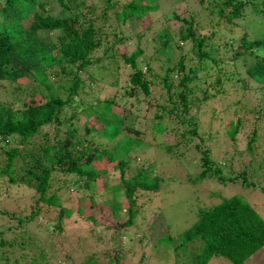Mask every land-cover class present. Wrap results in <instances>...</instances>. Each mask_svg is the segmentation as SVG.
Masks as SVG:
<instances>
[{
    "label": "trees",
    "instance_id": "16d2710c",
    "mask_svg": "<svg viewBox=\"0 0 264 264\" xmlns=\"http://www.w3.org/2000/svg\"><path fill=\"white\" fill-rule=\"evenodd\" d=\"M50 1L59 3L61 9L49 7ZM205 1L210 5L209 11L204 10L214 17L204 33L201 25H195L193 19H181L176 12L174 18L183 22L177 32L169 27L155 32L153 40L159 45L155 52L164 47L169 54L175 47L180 54L175 64L162 66L160 73L155 69L154 56L141 41L143 36L132 42L122 28L130 19L141 20L159 11V0H106L102 7L97 2L88 4L87 0H0V81L11 86L17 99L0 103V264H40L34 254L16 256V249L29 245L39 257L48 252L51 264H66L62 254L68 257L70 251L75 255L72 250L80 257L75 264H98L97 251L89 250L81 256L86 248L80 241L69 243V224L75 222L84 231L79 222L87 225L94 219L106 221L107 217H102L97 208L98 195L112 211L106 228L125 234L136 223L135 207L141 194H154V198L158 194L160 204L175 203L180 211L183 206L190 208L183 213L188 215L186 221L173 215L167 218L158 206V219L149 217L157 233L145 232L142 236L144 241L147 236L157 246L175 247L182 252L172 256L173 264H264L260 257L264 253V217L241 196L209 204L203 200L213 197L205 192L202 204L198 201L201 196L190 195L194 193L190 190L188 199L177 204L171 201L178 197L173 182L177 179L158 175L155 168H148L147 159L140 157L138 173L125 178V168L138 162L130 154L143 145L148 133L139 126L142 98L149 99L153 88L162 86L168 102L154 107L159 115H145L151 123L148 136L154 141L146 145L159 148L161 155L170 158L183 155L177 151L180 142H167L171 131L164 112L170 111L169 114L177 115V123L190 124V129L182 134L184 145L201 154L202 169L187 180H223L217 158L204 148L206 143L219 141L218 132H210L207 140L201 137V118L212 116L215 105L217 109L219 102L233 95L240 96L233 101L238 108L247 100L246 91L253 87L251 80L264 89V37L249 39L248 28L244 27L238 41L226 44L234 47L237 42L230 64L212 51V40L222 26L240 28L246 24L250 14L260 12L259 4L255 0H200ZM121 46L131 51L120 53ZM101 54L103 58L111 56L110 68L100 66ZM240 63L246 77L241 75ZM107 78L110 80L106 81ZM119 87L125 95L136 99L137 110L125 107L121 113L117 111L121 105ZM261 107L259 112L264 114ZM229 109L233 108L228 106L225 111ZM196 110L198 113L194 114ZM219 120L225 122V142L235 143L246 128L243 118ZM80 125L85 128L83 133ZM51 126L57 133L56 142L51 144L47 140L48 143L37 145V136ZM62 127L64 138L60 139ZM259 129L254 127L249 136L250 150L262 136ZM107 166L121 172L120 179L111 182L116 185L103 177L109 173ZM67 176L75 179L69 189L78 184L90 190L95 185L97 194L79 196L81 200L75 209L63 206L59 195L51 192V185ZM239 177L247 187L253 184L247 182L245 173L230 180ZM10 199L30 201L29 211L15 215L2 208ZM120 211L129 218L113 226L110 222L122 218ZM42 212H47L44 219L39 217ZM39 228L44 231L41 237L54 241L52 250L44 248V238L38 242ZM15 229L22 230L23 235L16 239L8 237V230ZM189 244H193V250Z\"/></svg>",
    "mask_w": 264,
    "mask_h": 264
},
{
    "label": "rangeland",
    "instance_id": "374dc122",
    "mask_svg": "<svg viewBox=\"0 0 264 264\" xmlns=\"http://www.w3.org/2000/svg\"><path fill=\"white\" fill-rule=\"evenodd\" d=\"M255 1L259 4V13L250 14L249 18L247 17L246 19L247 23L240 28H224L222 26L217 31L218 36L212 40V51L218 53L230 64L232 63V57L234 50L236 49L237 42L234 44V47L226 46V44L229 42L235 43V41H238V39L244 34V27L247 26L248 28L247 30L249 31V39H261L264 37V5H262L261 0ZM91 2H97L99 7H102L106 0H87L88 4ZM159 3V11L147 14L141 20L130 19L127 24L122 26V28L132 42L137 41L139 35L143 36L141 41L145 43V48L148 47L150 54H152L156 60L154 63L156 71L162 73L161 67H166L167 64H175V62L179 60L180 54L175 47L174 50H171L169 54L164 47H159V51L155 52V48L158 45L157 41L153 40L155 32L164 27H169L173 32H177L183 25L181 19L187 18L188 20L193 19L195 25H201L202 33H204L209 29L208 23L214 16L209 15L208 6L210 4L206 1L201 3L200 0H159ZM48 6L53 7L57 11L61 9L59 3L56 1H50ZM175 12L180 16L181 19L177 20L174 18L173 15ZM65 13L66 15L69 14V12ZM253 14L256 16L254 17ZM145 32H148V34H145ZM119 50L120 53L131 51L130 48H127L126 50V48L122 46ZM99 57L102 58L100 66L104 68H110L108 66H110L111 59L109 57L111 56L109 55L108 57L103 58L101 54ZM239 65L241 66L240 69L242 70V77H246V70L245 68L242 69L243 64L240 63ZM105 73L106 72L103 74ZM108 80L110 79L107 78L106 81ZM237 83L240 82L237 81ZM251 85L253 87L246 91L247 100L243 102V104H240L238 108H235L233 101H235V99L239 98L240 96L233 95L231 97H227L224 102H219L218 104L220 105L217 109V105H215L212 116L208 114L207 116L201 118V137L206 138L207 140L210 132L214 133L217 131L219 134H216V137L219 136L217 138V141H219L216 144H214L215 142H208L209 144L206 143L204 148L209 149L213 156L217 158V164L221 166V176L223 177V180L219 181L217 178H215L205 180L203 183H192L187 180L189 175L195 176L202 169L200 165L201 154L195 149L188 150L187 146L184 145L182 134L187 129H190V124L187 122L185 124H181L180 122L177 123V115L169 114L170 111L164 112L165 118H169L167 121H165V123L171 131L167 142H180V146L177 151L179 155L181 153H183V155L179 156L177 159H174L173 157L170 158L167 155H161L162 151L159 148L146 145L147 143L153 144L154 141L151 139V136H148L150 133L149 129L151 123L146 120L145 115L148 114L151 118H153V115L155 114L159 115L157 114L154 107H156L159 103L165 104L168 102L167 93L162 86H155L149 99L148 97L142 98L143 104L139 106V109H141L140 112L142 114L139 118V126L142 130L148 131V133L145 135L143 145L130 154L131 158L133 157L134 159H138V162H131L130 165L125 168V178L134 176L138 173L140 169L139 163H141V160H139L140 157L142 159H147L148 168H155L158 175H162L164 177L173 176L177 179V181L173 180V182L175 186V193L178 197H174L173 200H171L177 204L181 199H188V193L190 190L194 191V193L192 192L190 195L201 196L198 201L202 204L203 201L209 204L218 203L223 198L238 195L244 198L245 201H247L259 214L264 217V191H262V188H264V114L259 112L260 108H262L261 106L264 107V89L259 88L261 85H258L252 80ZM117 94L118 98L121 100V105L117 108L118 112L121 113L125 107L129 110H137L135 98L125 95L123 89L120 87L117 91ZM218 95L219 94H217L216 97ZM14 101H17V99L16 95L11 89V86L6 84L4 81H0V103H11ZM171 106L173 105L171 104ZM228 106H231L233 109L237 110L235 112L236 114H229L233 109L225 111ZM157 109L160 110L159 107ZM197 113L198 111L196 110L194 114ZM238 117L245 120V130L238 135L237 141L235 143L231 142L230 140H228V142L223 141V138H225L224 132L226 127L224 126L225 122L222 123L220 122L222 120L219 119L236 120ZM254 127L260 128L259 132H261L262 136L258 138L257 143L255 142L253 144L252 150H250L248 149L249 136L252 134ZM64 130L65 127H62L61 133L58 135L60 139L64 138ZM80 130L83 133L85 128L80 125ZM56 135L57 133L54 126L47 127L43 129L42 134H39L35 141H37V145L44 142L48 143L47 140H49V143L52 144L56 142ZM89 168L93 170V167L89 166ZM107 169L109 173L103 176L104 179H107L109 183L112 184V186L116 185V183L111 182H115L117 179H120L121 172L119 169L113 170L111 166H107ZM244 173L248 180L247 182L249 184L253 183L250 186L247 187L243 183L242 177H239L234 181L230 180L231 177L234 178ZM73 181H75V179L70 176H67L64 180H57L52 183L51 192H55L59 195L63 206H68L75 209L78 206L77 201L81 200L78 197L83 196L84 194H94L93 191L95 190V186H92L90 190H85L79 187L77 184V186H73L72 189H69ZM204 193L206 196L212 195L213 198L211 200L204 199L202 201L203 197L205 196L203 195ZM155 196L156 198H154V194H150L149 196L141 194V198L138 200L135 207V210L137 211V217L135 220L136 223L133 227L131 226L132 228L128 227L131 229H127L125 234H118L115 232V230H109L106 228L107 222L111 221L112 219V215L110 214L112 211H110L109 207L101 201L98 195L95 196L96 202L99 203L97 204V208L100 209L101 216L104 218L107 217V220L101 221L100 219H94L93 222L89 221L87 225L79 222V225L82 226L84 231L81 230L80 227L75 224V222H72V224H69V229L72 232L68 234L70 235V238H68L69 243L80 241L81 245L87 249H85L83 252L81 251V256H83L89 250L97 251L96 257L99 261H97L98 264H173L172 256L181 254L182 252L178 251L175 247L164 248L163 246H157L153 241L148 240L147 236L145 237L144 241L142 236L145 232H147V235L149 232L157 233V228L154 227L153 223L149 221L150 216L153 220H157L159 214H161L162 211L165 213L167 218H169L170 215H173L176 217L175 219L182 218L184 220L186 219L187 221L188 215L185 216L183 213L184 211L189 212L190 208L182 205L183 211H180L174 207L175 203L160 204V198H158L159 195L156 194ZM28 198L34 204V198L32 195H29ZM30 201H13L10 199L6 200L2 204V208L6 207L13 214L20 215L22 211H24V213L29 211ZM125 204L128 206L126 199ZM160 205L162 207L161 211L158 208ZM173 209H176V211ZM87 211L91 212L90 209H87ZM46 214L47 212L40 213V219H44L43 217H45ZM121 214L122 218H119L117 221L110 222V224L115 226L118 223H123L125 219L129 218L127 213L121 212ZM55 218H57V214ZM2 223L6 224V221L3 220ZM27 226L30 228L29 225ZM87 228L89 229L88 231ZM21 229L23 230L22 227ZM22 230H8V237L16 239L17 237L23 235ZM39 230L42 234L38 233L39 236H36L38 242L41 238H44L41 237L44 232L43 229L39 228ZM63 236L66 239V235ZM112 237H116V239L113 241ZM42 243L46 250H52L54 243L52 239L48 240L44 238ZM188 246L190 250H193V244H189ZM104 250H108V252L105 253ZM15 251V254L18 257L20 256L19 253L29 257L34 254V256L38 258L40 264H51L52 262V258L48 256V252L46 256L43 254L42 257L40 256V258L38 254L33 253L30 245L25 249L19 248ZM72 251L76 256L70 251L67 252V254H69L68 257L62 254V257L64 256L63 258L65 259L63 263L65 262L66 264H75L79 262L77 261L80 258L78 257L79 255L74 250ZM116 255H119L118 260L116 259ZM260 257L263 259L264 263V253ZM23 259L24 256H22V262ZM29 260L30 259L26 260L24 263H27Z\"/></svg>",
    "mask_w": 264,
    "mask_h": 264
},
{
    "label": "clouds",
    "instance_id": "9594fccd",
    "mask_svg": "<svg viewBox=\"0 0 264 264\" xmlns=\"http://www.w3.org/2000/svg\"><path fill=\"white\" fill-rule=\"evenodd\" d=\"M94 186H95V185H94ZM96 189H97V188H96V186H95V190L93 191V192H94V194H97V193H96Z\"/></svg>",
    "mask_w": 264,
    "mask_h": 264
}]
</instances>
